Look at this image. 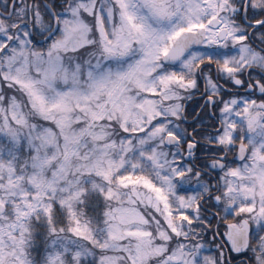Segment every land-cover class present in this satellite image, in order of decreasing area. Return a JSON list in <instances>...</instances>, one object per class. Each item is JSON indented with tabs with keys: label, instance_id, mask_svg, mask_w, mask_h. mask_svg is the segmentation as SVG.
Returning <instances> with one entry per match:
<instances>
[{
	"label": "snow or ice",
	"instance_id": "obj_1",
	"mask_svg": "<svg viewBox=\"0 0 264 264\" xmlns=\"http://www.w3.org/2000/svg\"><path fill=\"white\" fill-rule=\"evenodd\" d=\"M240 256L264 264V0H0V264Z\"/></svg>",
	"mask_w": 264,
	"mask_h": 264
},
{
	"label": "trees",
	"instance_id": "obj_2",
	"mask_svg": "<svg viewBox=\"0 0 264 264\" xmlns=\"http://www.w3.org/2000/svg\"><path fill=\"white\" fill-rule=\"evenodd\" d=\"M209 239H211V237H209ZM230 255L236 257V255H234L233 253H231ZM242 259H244V257H242V256L238 257L237 260L234 262V264H239V261L242 260Z\"/></svg>",
	"mask_w": 264,
	"mask_h": 264
},
{
	"label": "water",
	"instance_id": "obj_3",
	"mask_svg": "<svg viewBox=\"0 0 264 264\" xmlns=\"http://www.w3.org/2000/svg\"><path fill=\"white\" fill-rule=\"evenodd\" d=\"M226 251H227V249H226ZM233 254L237 256V254H236V253H233Z\"/></svg>",
	"mask_w": 264,
	"mask_h": 264
}]
</instances>
